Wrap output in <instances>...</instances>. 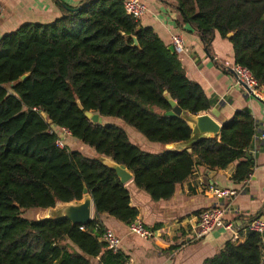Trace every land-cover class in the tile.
Instances as JSON below:
<instances>
[{
  "label": "trees",
  "instance_id": "obj_1",
  "mask_svg": "<svg viewBox=\"0 0 264 264\" xmlns=\"http://www.w3.org/2000/svg\"><path fill=\"white\" fill-rule=\"evenodd\" d=\"M122 1L87 0L78 11L64 9L51 24H25L0 38V264H94L99 256L100 264L127 260L119 253L102 254L98 216L129 225L138 211L116 173L98 157L126 168L135 187L156 202L170 199L198 165L221 170L238 162L235 182L251 174L245 155L255 125L246 111L234 113L217 137L197 141L190 151L159 154L139 149L122 127L85 117L92 112L117 120L165 146L191 137L183 118L165 115L171 110L166 96L194 116L215 103L186 77L176 53L125 14ZM173 1L181 23L199 34L208 52L217 34L231 44L233 63L264 87V0ZM49 125L66 128L95 156L58 148ZM84 188L96 215L82 229L66 218L20 216L21 210L80 201ZM202 264H264L263 237L246 233L243 242L228 241Z\"/></svg>",
  "mask_w": 264,
  "mask_h": 264
},
{
  "label": "crops",
  "instance_id": "obj_2",
  "mask_svg": "<svg viewBox=\"0 0 264 264\" xmlns=\"http://www.w3.org/2000/svg\"><path fill=\"white\" fill-rule=\"evenodd\" d=\"M86 1L0 0V38L25 24H51L62 17L64 9L81 8ZM140 1L147 8L146 15L139 20L143 28L151 29L168 47L173 36L183 39L185 51L178 58L186 77L197 83L207 98L215 102L212 109L199 115L210 116L220 126L238 111H246L253 118L255 135L246 153L250 156L252 170L247 180L235 182L233 175L238 162L221 170L198 165L188 179L175 187L170 199L157 202L138 190L132 177L124 186L130 196V205L138 211L136 220L154 232V237L148 240L130 234L128 225L106 214L99 215L98 221L103 229L110 230L120 240L118 253L132 264H202L220 252L225 243L232 242V235L228 231L215 230L192 240L197 216L201 212L214 207L223 208L225 220L233 222L241 230L250 221L264 216V156L259 139L264 133V87H258L255 93L250 94L223 67L225 61L233 63L231 44L216 34L208 52L199 34L181 23L173 0ZM123 129L135 146L149 154L187 148L186 143L165 146L150 143L140 134ZM69 139L70 149L80 151V144L71 137ZM94 156L92 154L91 157ZM213 189L233 191L236 196L219 198L213 194ZM91 212L93 219L96 215L93 203ZM245 236V232L240 233V243ZM99 260L100 256L93 263L100 264Z\"/></svg>",
  "mask_w": 264,
  "mask_h": 264
},
{
  "label": "built area",
  "instance_id": "obj_3",
  "mask_svg": "<svg viewBox=\"0 0 264 264\" xmlns=\"http://www.w3.org/2000/svg\"><path fill=\"white\" fill-rule=\"evenodd\" d=\"M122 6L125 14L135 21H139L147 13L145 4H143L140 0H123ZM1 16L2 6L0 3V18ZM171 46L177 55L185 51L184 41L180 36H173L171 38ZM223 67L226 70H229L235 76L236 80L242 84L250 94L255 93V90L258 88L257 83L246 69L228 61L223 63ZM48 134L55 136L56 146L61 149L67 147L66 140L67 138L71 137L70 132L66 128H56L51 125H49ZM259 139L261 142V151L264 156V133L260 135ZM212 192L219 198H231L236 196L235 192L228 190L213 189ZM225 216L226 211L220 207L210 208L201 212L197 216V224L192 240H198L215 230L230 232L232 235V242L239 241L241 232L257 233L261 235L264 240V216L250 221L242 230L236 227L233 222H227L225 220ZM82 227L83 226H81L80 229H82ZM128 230L130 234L144 240L154 237V232L146 229L138 220H135L129 224ZM101 240L104 243L105 249L107 251L112 253L119 252L120 240L110 230L103 229ZM123 264H132V262L127 259Z\"/></svg>",
  "mask_w": 264,
  "mask_h": 264
},
{
  "label": "water",
  "instance_id": "obj_4",
  "mask_svg": "<svg viewBox=\"0 0 264 264\" xmlns=\"http://www.w3.org/2000/svg\"><path fill=\"white\" fill-rule=\"evenodd\" d=\"M76 11L80 10V8L75 9ZM135 46L137 43L135 42ZM169 52L174 54V49L172 46L168 47ZM27 75L23 76L21 79L25 80ZM165 99L169 103L171 110L166 112V116L169 117H181L183 118L187 124H191V137L188 142H186L187 151H190L189 148L192 144L196 143L199 140L215 138L219 135L221 126L218 125L210 116L208 115H191L187 112L182 111L174 101L168 99L166 96ZM79 110H82V107L79 105ZM85 117L91 120L93 124L100 125L102 124V118H100L97 114H93L92 112H85ZM50 124V122H49ZM245 158L247 160L250 159V156L246 154ZM98 161L114 171L119 178L121 184H126L132 179V174L124 167L117 165L112 160L104 157L97 158ZM92 197L88 193L87 189L84 188V196L80 201H74L71 203H60L57 204L54 208L42 210L48 215L52 213V215H48L44 218L37 219V221H45V220H59L66 218L68 219L72 225L74 226H87L91 219V210H92Z\"/></svg>",
  "mask_w": 264,
  "mask_h": 264
},
{
  "label": "rangeland",
  "instance_id": "obj_5",
  "mask_svg": "<svg viewBox=\"0 0 264 264\" xmlns=\"http://www.w3.org/2000/svg\"><path fill=\"white\" fill-rule=\"evenodd\" d=\"M103 122H107V123H112V124H115V125H118L122 128H125V129H128L130 130L131 132H135L134 130L124 126L121 122L117 121V120H114V119H102ZM135 134V133H134ZM71 139L67 138L66 140V144H67V147L70 149L72 148V146L70 145V141ZM80 144V143H79ZM80 151L84 154H86L87 156L94 154L93 151L89 148H87L86 146L80 144ZM48 215H52V213L48 214ZM45 211H42V210H21V217L23 219H26V220H37V219H41V218H44L46 216H48Z\"/></svg>",
  "mask_w": 264,
  "mask_h": 264
}]
</instances>
